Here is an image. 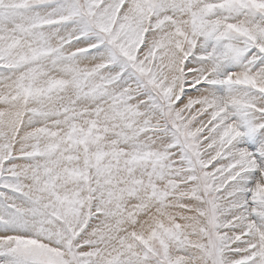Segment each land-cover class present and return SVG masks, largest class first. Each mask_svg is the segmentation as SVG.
I'll return each mask as SVG.
<instances>
[{
	"label": "snow or ice",
	"instance_id": "1",
	"mask_svg": "<svg viewBox=\"0 0 264 264\" xmlns=\"http://www.w3.org/2000/svg\"><path fill=\"white\" fill-rule=\"evenodd\" d=\"M0 264H264V0H0Z\"/></svg>",
	"mask_w": 264,
	"mask_h": 264
}]
</instances>
